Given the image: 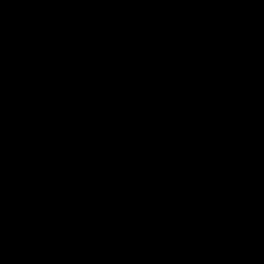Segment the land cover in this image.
Here are the masks:
<instances>
[{
	"label": "water",
	"instance_id": "1",
	"mask_svg": "<svg viewBox=\"0 0 264 264\" xmlns=\"http://www.w3.org/2000/svg\"><path fill=\"white\" fill-rule=\"evenodd\" d=\"M0 264H264V0H0Z\"/></svg>",
	"mask_w": 264,
	"mask_h": 264
}]
</instances>
